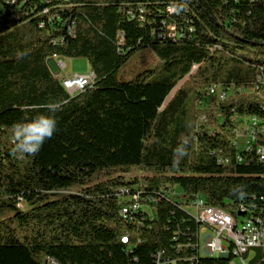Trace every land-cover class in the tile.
Masks as SVG:
<instances>
[{
	"label": "trees",
	"instance_id": "obj_1",
	"mask_svg": "<svg viewBox=\"0 0 264 264\" xmlns=\"http://www.w3.org/2000/svg\"><path fill=\"white\" fill-rule=\"evenodd\" d=\"M142 48L156 66L119 79ZM52 56L85 59L93 84L70 96ZM262 72L264 0H0V264H229L189 261L196 223L166 191L262 205L264 160L234 145L254 117L264 146ZM212 85L228 98L200 108ZM49 102L53 136L17 153L14 125L53 115ZM141 167L166 173L129 177ZM134 196L150 213L123 218ZM255 251L248 264H264Z\"/></svg>",
	"mask_w": 264,
	"mask_h": 264
},
{
	"label": "built area",
	"instance_id": "obj_2",
	"mask_svg": "<svg viewBox=\"0 0 264 264\" xmlns=\"http://www.w3.org/2000/svg\"><path fill=\"white\" fill-rule=\"evenodd\" d=\"M167 12L172 14L173 10L168 9ZM140 19L142 20V18ZM167 30L175 33V27L172 25L168 26ZM50 60L59 74L64 72L66 63L62 61V57L52 56ZM94 79L95 75L90 70L85 74L63 75L61 84L70 96H74L91 86ZM256 88L264 89V72L257 76ZM203 95L205 98H201L197 102L200 108L207 107L206 97L225 101L229 96V90L220 85H212L206 89ZM258 131L256 118L243 120V123L234 132V145L239 146L240 143H243L246 152H251L252 148L255 149L256 155L262 161L264 160V146L254 147ZM241 138L243 141L239 142ZM166 195L177 202L179 207L196 223V243L192 247L194 254L189 258L190 262L202 258V253L219 252V259H225L229 261V264H235V258L239 260L240 264H248L246 258L253 250L229 249L231 240H259L261 241L260 252L264 254V199L260 206H247L242 202L236 205L230 203L233 208L226 210L220 206L210 205L200 195L188 196L178 188H169ZM150 199V197L139 199V196H134L130 204L124 206L121 211L129 214V218L135 220V216H144L150 213L147 207ZM121 241L127 243V238L123 237ZM255 253L256 251L252 258ZM162 256V252L157 254L156 264H174V261L171 260L163 261ZM45 264L59 263L53 258H47Z\"/></svg>",
	"mask_w": 264,
	"mask_h": 264
},
{
	"label": "rangeland",
	"instance_id": "obj_3",
	"mask_svg": "<svg viewBox=\"0 0 264 264\" xmlns=\"http://www.w3.org/2000/svg\"><path fill=\"white\" fill-rule=\"evenodd\" d=\"M62 61L66 63V68L63 73L59 74L52 62H50V68L52 72L58 77L62 78L63 75L66 76H72L74 74H85L90 71V66L88 62L85 59H68V58H62ZM158 63V59L153 54V52L149 48H142L135 52L132 56L129 57V59L119 68L117 71V77L119 79H123L125 81H130L135 78V76L139 73H141L144 70L152 69L156 66ZM196 69H193L195 71ZM181 82L178 87L182 84ZM174 89L171 94L169 95L168 99L171 98L173 95ZM205 96V95H204ZM205 98V97H203ZM207 100H210V97H206ZM167 99V100H168ZM198 102V100H197ZM196 102V104H197ZM198 106V104H197ZM208 106V104H207ZM243 141V139H239V142ZM155 173H166V170L164 168H157V167H141L134 173L130 174L129 177L132 176H141V175H152ZM23 205V204H22ZM254 254V251H251L249 256L246 258V261L249 262ZM235 264H240L239 260L237 258L234 259Z\"/></svg>",
	"mask_w": 264,
	"mask_h": 264
},
{
	"label": "clouds",
	"instance_id": "obj_4",
	"mask_svg": "<svg viewBox=\"0 0 264 264\" xmlns=\"http://www.w3.org/2000/svg\"><path fill=\"white\" fill-rule=\"evenodd\" d=\"M53 115H38L31 121L17 122L14 125L15 151L21 155H35L42 147L46 139H50L56 131L57 121L55 112L60 105L56 102H49L45 105Z\"/></svg>",
	"mask_w": 264,
	"mask_h": 264
},
{
	"label": "bare ground",
	"instance_id": "obj_5",
	"mask_svg": "<svg viewBox=\"0 0 264 264\" xmlns=\"http://www.w3.org/2000/svg\"><path fill=\"white\" fill-rule=\"evenodd\" d=\"M121 216L123 218H128L129 214H126L125 212L121 211ZM229 249L261 251V241L259 240H245V241L231 240L229 241ZM202 257L219 258V252H205V253H202Z\"/></svg>",
	"mask_w": 264,
	"mask_h": 264
},
{
	"label": "crops",
	"instance_id": "obj_6",
	"mask_svg": "<svg viewBox=\"0 0 264 264\" xmlns=\"http://www.w3.org/2000/svg\"><path fill=\"white\" fill-rule=\"evenodd\" d=\"M91 70V69H90ZM69 76V75H68Z\"/></svg>",
	"mask_w": 264,
	"mask_h": 264
}]
</instances>
